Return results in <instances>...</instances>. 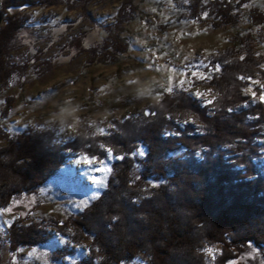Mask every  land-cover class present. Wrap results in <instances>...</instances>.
I'll return each instance as SVG.
<instances>
[{
	"label": "trees",
	"instance_id": "16d2710c",
	"mask_svg": "<svg viewBox=\"0 0 264 264\" xmlns=\"http://www.w3.org/2000/svg\"><path fill=\"white\" fill-rule=\"evenodd\" d=\"M118 1L117 14L106 25L101 43L88 45L84 34L71 41L77 54L87 55L88 65L116 63L130 51L123 33L140 8L135 0ZM248 2L190 0L188 17L181 16L197 22L213 19L214 27L228 26L239 21L238 10ZM3 4L2 88L15 70L23 74L31 65L29 61L17 67L10 59L30 18L19 12L57 4L74 9L77 0ZM249 13L252 27L264 26V11L251 7ZM234 42L206 59L205 70L212 77L209 85L216 94L212 103L196 100L187 91H164L158 104L141 111V118H116L108 135L95 133L82 116L80 132L65 142L54 128L41 131L30 126L13 136L0 127V137L6 141L0 148L2 209L39 193L75 154L103 160L111 152L119 157L100 197L67 221L45 217L23 224L20 217L12 222L8 236L13 262L19 249L51 241V229L77 246L90 240V255L80 264H134L138 258L147 264H208L205 250L217 245L222 251L214 264H230L251 245L264 255V102L246 103L243 92L255 78L264 82V57L252 35H237ZM96 93L92 86L91 98ZM257 93L264 91L257 87ZM13 99H5L0 124ZM142 146L143 158L138 156ZM55 252L56 259H64L75 249L69 245Z\"/></svg>",
	"mask_w": 264,
	"mask_h": 264
},
{
	"label": "rangeland",
	"instance_id": "374dc122",
	"mask_svg": "<svg viewBox=\"0 0 264 264\" xmlns=\"http://www.w3.org/2000/svg\"><path fill=\"white\" fill-rule=\"evenodd\" d=\"M4 1L0 0V9L6 17ZM135 2L140 13L123 33L130 51L118 62L105 64L88 65L87 55L77 54L78 49L71 41L84 34L88 45L101 43L107 35L106 25L117 14L118 0H77L74 9L57 4L19 12L20 16L28 14L30 18L10 59L17 67L29 61L31 65L23 74L15 70L9 84L0 87V112L5 99L14 98L13 107L0 127L13 136L30 126L41 131L54 128L60 141L65 142L80 132L85 116L95 133L108 135L116 118H141V111L158 104L164 91H187L205 104L213 101L216 94L209 85L212 77L205 70L206 59L232 46L235 36L252 35L255 47L264 57V26L252 27L248 20L249 8L264 11V0H250L238 10L237 23L220 27L213 26V19L197 22L187 18L190 0ZM261 85L264 82L255 78L243 87L246 103L259 99L257 87L264 91ZM92 86L97 88L94 98ZM249 88L251 92L247 91ZM252 92L256 93L255 99ZM193 120L188 121L194 123ZM4 140L0 137V148L6 145ZM145 154L146 148L142 146L138 156L143 158ZM118 158L111 152L103 160L75 154L39 193L19 198L11 208L0 207V264H80L87 259L90 240L77 246L51 229L54 233L51 241L19 249L13 262L9 229L20 217L25 219L23 224L45 217L65 222L72 214L80 213L105 190L112 164ZM69 245L75 249L74 254L56 259L55 251ZM221 251L220 245L208 247L205 250L208 264H214ZM134 264L147 263L138 258ZM230 264H264L263 250L248 246Z\"/></svg>",
	"mask_w": 264,
	"mask_h": 264
},
{
	"label": "snow or ice",
	"instance_id": "6c2138e0",
	"mask_svg": "<svg viewBox=\"0 0 264 264\" xmlns=\"http://www.w3.org/2000/svg\"><path fill=\"white\" fill-rule=\"evenodd\" d=\"M241 79H243V77H242ZM181 83H182V82H181ZM261 87H264V85H261ZM247 91H250V92H251V89L249 88V89H247ZM251 94H252V97L255 99V97H256V93H255V92H252ZM198 95H201V94L198 93ZM259 100H260V101H264V95H260ZM208 102H209V103H212V101H208ZM140 155H143V153L141 152ZM101 183H102V182H101Z\"/></svg>",
	"mask_w": 264,
	"mask_h": 264
},
{
	"label": "water",
	"instance_id": "95a60500",
	"mask_svg": "<svg viewBox=\"0 0 264 264\" xmlns=\"http://www.w3.org/2000/svg\"><path fill=\"white\" fill-rule=\"evenodd\" d=\"M5 18H4V13L2 12V10L0 9V27L1 25L4 23Z\"/></svg>",
	"mask_w": 264,
	"mask_h": 264
}]
</instances>
